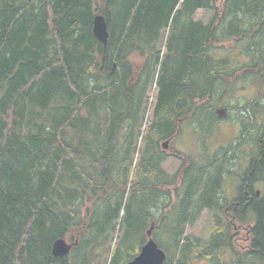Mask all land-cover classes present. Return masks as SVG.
<instances>
[{
	"label": "trees",
	"instance_id": "1",
	"mask_svg": "<svg viewBox=\"0 0 264 264\" xmlns=\"http://www.w3.org/2000/svg\"><path fill=\"white\" fill-rule=\"evenodd\" d=\"M202 9L212 12L208 24L193 18ZM97 14L106 49L93 34ZM229 41H246L250 61L216 60ZM253 74L264 80V0H0V264H98L95 254L121 228L108 264H126L152 225L164 264L222 259L186 230L204 209L220 212L231 147L187 156L183 173L170 175L161 143L184 122L210 132L223 95ZM256 131L258 155L241 176L249 190L264 180V125ZM254 206L264 226V200ZM63 238L79 244L54 258Z\"/></svg>",
	"mask_w": 264,
	"mask_h": 264
},
{
	"label": "rangeland",
	"instance_id": "2",
	"mask_svg": "<svg viewBox=\"0 0 264 264\" xmlns=\"http://www.w3.org/2000/svg\"><path fill=\"white\" fill-rule=\"evenodd\" d=\"M211 17L212 12L203 9L198 10L193 16L195 21H201L204 24H208ZM247 45L248 43L246 41L237 44L233 41H229L223 46L224 49H218L212 52V55L216 60L227 59L229 62H249L250 55L247 53ZM162 47L163 41L160 43V48ZM131 61L138 69L143 66V59L140 57L134 56L131 58ZM259 91L264 93V80L253 74V76H249L244 81H240L233 94H227V96L223 95V103L217 108L216 113H219L218 110H224L225 113H222L220 119L217 118L211 126L207 127L210 128V132H208L207 129L202 134H197L195 133L196 127H192L189 123L184 122L182 127H180V132L170 144V150L167 151V158L163 164V169L170 175L182 174L184 168H186V164L189 162L186 161L187 156L196 157L203 153L206 148L208 153H213L226 149L228 146H232V152L229 155L231 159L228 166L230 173L227 174V179L224 183L226 189L224 192L221 191L220 193L221 196L224 195L225 197L232 198L236 196V198H238L239 192L236 193V189L241 183L240 176L244 172V169H246L244 165H247L249 160H251L252 156L250 157L249 155L257 151V145L255 146V144H253L250 147V142L245 141L244 143V140L248 137L245 138V135L248 134L255 137L256 134H258L256 131L257 127L261 124L264 125V99L259 100L263 106L258 109V112L252 107H249L250 103L258 96ZM147 94L150 97V102L148 105H146V103L143 105L140 120V124L143 123V126H140L141 129L139 128L137 130L134 140V146L137 148L134 154V167L139 164L140 152L144 146L145 138L148 131L151 129L154 118L153 110L156 104L157 90L153 86V88L148 89ZM204 105L208 107L206 103ZM254 107L260 106L255 104ZM211 118V114L204 117L208 125L211 122ZM241 119L244 121L239 125L238 123ZM240 126L243 128H240ZM139 130L142 132L141 136H138ZM240 142L241 148H239ZM250 149H254V151L250 153ZM260 185L262 184L260 183ZM258 188L264 190L262 187L258 186ZM214 225L215 222L212 220L210 213L203 210L196 223L187 228L186 235L195 240H204L211 230L214 229ZM122 234L123 229L121 228L117 238L116 235L109 237L106 245L101 246L97 255L95 254L97 257L96 263L99 264L101 262L100 264H108L110 262L111 251L109 252V247L113 246ZM191 264H205V262L202 260H195L192 261Z\"/></svg>",
	"mask_w": 264,
	"mask_h": 264
},
{
	"label": "flooded vegetation",
	"instance_id": "3",
	"mask_svg": "<svg viewBox=\"0 0 264 264\" xmlns=\"http://www.w3.org/2000/svg\"><path fill=\"white\" fill-rule=\"evenodd\" d=\"M261 93L259 91L258 96L259 94L260 96H257L258 98L256 97L250 103L251 107L257 112L263 106L259 101L264 99V95L262 93L261 96ZM255 104L260 107H254ZM260 136L245 135V138H247L244 143L245 141L250 142V147L253 144L257 145V151L251 153L254 149H250L251 154L249 156L252 157L248 164L244 165L246 169H244L241 176L251 166L253 158L258 155ZM239 148H241V142ZM258 186L264 189V180L255 182L250 187L251 190L241 181L236 189V193L239 192L238 198L236 196L233 198L225 197L224 195L219 198L220 212H216L215 209H204V211L210 213L215 225L208 236L199 241L204 244V249L207 252L220 249L224 253L222 259H210L208 256L207 259L202 260L205 264H264V226H262V215L254 206L264 200V190H260ZM225 189L226 187L223 185L222 192ZM253 194H255V197Z\"/></svg>",
	"mask_w": 264,
	"mask_h": 264
},
{
	"label": "water",
	"instance_id": "4",
	"mask_svg": "<svg viewBox=\"0 0 264 264\" xmlns=\"http://www.w3.org/2000/svg\"><path fill=\"white\" fill-rule=\"evenodd\" d=\"M94 37L103 44L106 49L109 39V32L105 17L101 14H97L94 17L93 24ZM169 141L163 143L164 150L169 148ZM154 225L147 231V242L141 247L139 254L130 262L126 264H164L166 260L165 252L160 249L153 238ZM78 240L74 243L65 239H58L55 241L52 247V256L54 258H64L70 254V252L77 247Z\"/></svg>",
	"mask_w": 264,
	"mask_h": 264
},
{
	"label": "bare ground",
	"instance_id": "5",
	"mask_svg": "<svg viewBox=\"0 0 264 264\" xmlns=\"http://www.w3.org/2000/svg\"><path fill=\"white\" fill-rule=\"evenodd\" d=\"M96 160V159H95ZM77 163V162H76ZM82 167V166H81ZM84 170V169H83ZM135 171V170H134ZM96 172V171H95ZM103 172V171H102ZM87 175V174H86ZM111 180V179H110ZM87 184V183H86ZM143 190V189H142ZM80 196V195H79ZM105 196V195H104ZM139 196V195H138ZM146 199V198H145ZM139 200V199H138Z\"/></svg>",
	"mask_w": 264,
	"mask_h": 264
}]
</instances>
